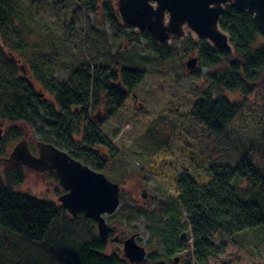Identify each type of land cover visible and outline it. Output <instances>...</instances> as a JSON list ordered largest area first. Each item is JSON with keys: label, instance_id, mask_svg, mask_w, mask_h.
I'll return each mask as SVG.
<instances>
[{"label": "trees", "instance_id": "obj_1", "mask_svg": "<svg viewBox=\"0 0 264 264\" xmlns=\"http://www.w3.org/2000/svg\"><path fill=\"white\" fill-rule=\"evenodd\" d=\"M23 1L0 0V119L9 123L0 139V158L6 160L4 143L25 138L21 128L26 126L38 135L39 141L66 150L112 182L117 181L105 170V156L95 152L97 147L103 146L108 147V153H113L115 149L105 138H100L104 140L102 143L100 139H95L93 130L96 137L100 133L89 122L87 110L91 102L106 108L109 104L112 106L117 95L120 97L116 105L110 107V110L116 109L123 97L126 94L129 96L140 84L144 72L130 67L121 69V88L125 92L109 84L117 74L112 67L90 68L80 64L68 70L69 76L65 81L56 80L49 67L51 59L44 60L41 51H34L31 41L26 39L28 34L14 25L23 22ZM76 2L73 15L84 7L88 12L102 17V24L108 25L110 30L124 29L111 0ZM219 27L227 33L233 47L232 53L214 50L206 39L189 35L183 39H172L170 44H157L150 33H135L136 38H142L147 44L146 49L161 61L167 60V57L170 61V54L167 57L162 54L166 48L173 47L171 50L178 53L182 47L188 55L197 54L200 65L207 68L211 76L210 87L200 98V108L194 110L193 115L216 134H222L230 124L240 119L246 108L253 107L255 83L264 77V27L255 25L250 12L233 6L225 8ZM90 28L88 25L87 29ZM11 35L15 36L16 42H12ZM33 35L39 36L38 33ZM11 46L25 60L38 87L53 96L52 101L43 100L36 86L9 58L6 49ZM116 54L113 57L117 60L115 63H119ZM174 61L175 57H172L170 63ZM229 94H239L242 99L231 101L227 97ZM251 99L253 101L250 102ZM242 128L250 130L252 126ZM80 132L83 137L81 144L75 139L81 140ZM260 141L264 146V124L260 130ZM121 155L125 156L123 152L113 153L112 158ZM251 161L243 157L234 166H212L210 171L205 172L202 186L183 174L178 179V197L174 198L173 194L163 197L165 203L160 208L156 204V210L153 207L129 205L124 208L123 214L129 219L142 217L150 235L162 239L161 242L165 244L171 242L162 254L170 262L176 246L182 242L179 235L186 232L174 233L178 230V223L182 229H190L187 235L193 240L186 246L189 254L185 256L184 264H209L211 259L224 254L226 240L235 239V236L245 232H250L251 237L258 238L264 244L262 237H259L260 232L264 231V190L261 189L264 186V173L258 172ZM8 163L4 172L0 173V228L17 234L19 239L17 248L10 255L13 264H128L123 254L106 253L107 240L99 238L93 220L84 218L82 214L70 216L61 204L49 199H36L21 192L19 186L24 178L23 171L12 165L10 160ZM128 171L123 165L120 178L125 177ZM52 174L57 180L56 174ZM258 186L262 187L255 189ZM172 201L179 204L180 210H174L165 219H158L157 214L162 206L168 204V207ZM156 259L158 257H149L150 262ZM143 262L148 264V261Z\"/></svg>", "mask_w": 264, "mask_h": 264}, {"label": "rangeland", "instance_id": "obj_2", "mask_svg": "<svg viewBox=\"0 0 264 264\" xmlns=\"http://www.w3.org/2000/svg\"><path fill=\"white\" fill-rule=\"evenodd\" d=\"M111 1L120 18L117 10L119 0ZM23 5V22L14 25L19 31L28 34L26 39L31 41L30 45L34 51H41L44 60L51 59L49 67L56 80L65 81L69 76L68 70L80 64L88 65L90 68L93 66L115 68L116 78L110 79L109 84L119 88L122 87L120 75L123 67H130L145 74L140 84L129 96L126 94L123 97L116 109L110 110V107L116 105L120 97L117 95L112 106L109 104L106 108L99 106L97 102H91L87 110L89 122L91 121L100 133H97L96 137V131L93 130L95 139L99 141L100 138H105L106 142L114 147L113 153L123 152L125 155L115 156L113 159V153H108L107 146L94 148L95 152L102 154V157L105 156L104 164H107L105 170L117 179L114 182L119 185L120 192L117 210L114 214L106 216L108 224L117 227V230L106 239L107 254L114 252L122 254L121 239L133 234L137 243L146 248L147 257L143 263L148 261V264H151L150 256L164 259L162 254L171 242L165 244L161 242L162 239L150 235L147 223L142 217L129 219L123 212L125 207L133 204L153 207L156 210L158 197L163 198L169 194H173L174 198L178 197L180 193L177 189L178 179L181 175L186 174L195 184L202 186L206 177L205 172L210 171L212 166H234L243 157L252 160L258 172L264 173V146L260 141V130L264 124V77L255 83L256 90L252 93L255 98L253 107L246 108L240 119H236L222 134H216L193 115L194 110L200 108L198 104L200 98L210 87L209 75L211 76L209 70L200 65L196 53L188 55L183 52L182 47L178 53L171 50L173 47L166 48L162 51L163 57L170 54L171 58L175 57V61L170 63L171 58L169 61L168 57L167 60L161 61L146 49L147 44L142 38H136L135 33L141 31L134 26L126 25L121 19L124 29L110 30L108 25L102 24V17L88 12L84 7L81 12L73 15L72 11L77 6L76 0H24ZM88 25L91 26L89 30ZM182 32L181 37H172L163 43L170 44L172 39H183L187 35L197 38L187 26H183ZM34 33H38L39 36L33 35ZM11 40L16 42L15 36L11 35ZM230 48V52H224L232 53L233 47ZM9 49H6L7 55L15 61L25 78L36 86L37 93L43 94L40 97L52 101L53 96L34 82L25 60L12 46ZM114 54L119 58V63H115L117 60L113 57ZM194 56L198 59L197 64L189 69L186 62ZM212 70L214 72L215 68ZM121 89L123 92L126 91ZM229 96L227 95L231 101L242 99L239 94ZM0 125L6 128L9 123L0 119ZM242 126L252 128L244 130ZM21 129L30 151L37 155L38 135L33 134L29 127L23 126ZM79 134L81 140L76 137L75 139L81 141V144L82 132ZM19 140H8V143L3 144L6 160L0 158V173L9 165L10 152ZM100 140L101 143L104 141ZM127 149L131 151L128 152ZM123 165L129 171L125 177L120 178L119 173L122 172ZM16 166L24 174L19 186L21 192L36 199H49L60 204L58 196L63 190L52 174V172L55 174L54 171L36 172L24 165ZM143 189L146 190V199L141 196ZM261 189L264 190V186ZM167 205L160 209L158 219L161 217L165 219L174 210H180L179 204L175 201L168 207ZM177 225L178 230L174 231L176 235L182 231L187 233L190 231L182 229L179 223ZM9 232L0 228V264H13L10 255L19 244L17 234ZM116 234L120 238L119 242L114 239ZM250 235V232H245L235 236V239L226 240L224 254L211 259L209 264H264V244ZM259 237L264 240V231L260 232ZM192 241L188 234L187 238L176 246L172 258L180 257L179 264H184L185 256L189 254L186 252V246Z\"/></svg>", "mask_w": 264, "mask_h": 264}, {"label": "water", "instance_id": "obj_3", "mask_svg": "<svg viewBox=\"0 0 264 264\" xmlns=\"http://www.w3.org/2000/svg\"><path fill=\"white\" fill-rule=\"evenodd\" d=\"M224 6L250 12L255 25L264 27V0H119L117 10L122 22L150 33L156 42L181 37L183 26H187L197 38L206 39L214 50L230 52L229 38L219 29ZM197 61L196 56L191 57L186 62L187 68H194ZM3 133L4 128L0 126V139ZM37 148L38 155L35 156L23 138L14 145L9 160L36 172L54 171L63 190L58 196L61 206L73 217L82 214L84 218L93 220L99 238L107 239L115 227L108 224L106 216L114 214L119 206V185L52 143L38 140ZM141 196L147 198L145 189ZM157 201L158 208L165 203L161 197ZM186 236L187 233L182 232L179 240ZM122 244L123 257L129 264H141L145 260L147 251L137 243L135 235L125 238ZM174 261L177 262L178 258ZM151 264L167 263L157 259Z\"/></svg>", "mask_w": 264, "mask_h": 264}, {"label": "flooded vegetation", "instance_id": "obj_4", "mask_svg": "<svg viewBox=\"0 0 264 264\" xmlns=\"http://www.w3.org/2000/svg\"><path fill=\"white\" fill-rule=\"evenodd\" d=\"M42 96H43V95H42ZM134 97H135V96H134ZM37 141H38V140H37ZM37 141H36V146H37ZM56 147H57V146H56ZM28 148H29V147H28ZM57 148H59V147H57ZM59 149H61V148H59ZM29 150H30V149H29ZM37 150H38V148H37ZM63 150H64V149H63ZM65 151H66V150H65ZM30 152H31V151H30ZM31 153H32V152H31ZM68 153H69V152H68ZM32 154H33V153H32ZM69 154H71V153H69ZM33 155H35V154H33ZM37 155H38V154H37ZM37 155H35V156H37ZM73 158H74V157H73ZM75 159H76V158H75ZM51 171H52V170H51ZM56 176H57V175H56ZM57 178H58V177H57ZM57 180H58V179H57ZM177 189H178V187H177ZM61 194H62V193H61ZM61 194H60V195H61ZM60 195H59V196H60ZM113 226H114V225H113ZM114 227H115V230H114V232H115V231L117 230V227H116V226H114ZM114 232H113V233H114ZM113 233H112V234H113ZM186 233H187V232H186ZM110 235H111V234H110ZM131 235H132V234H131ZM187 236H188V235H187ZM187 236H186V238H187ZM186 238H185V239H186ZM107 239H108V238H107ZM114 239H115V240H118V242L120 241V238H119V236H118L117 234L114 236ZM122 241H123V239H121V243H122ZM180 241H181V240H180ZM122 245H123V244H122ZM139 245H140V244H139ZM145 249H146V248H145ZM146 257H147V255H146ZM174 258H176V257H174ZM174 258H173V260H172L171 262L168 261V260L165 259V258H164L163 260H165L167 264H179V263H180V260H178L177 262H175V261H174Z\"/></svg>", "mask_w": 264, "mask_h": 264}]
</instances>
